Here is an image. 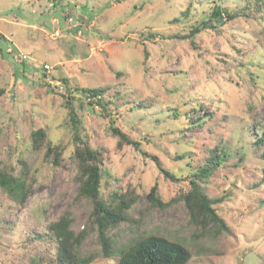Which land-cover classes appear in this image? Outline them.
<instances>
[{"label": "rangeland", "instance_id": "374dc122", "mask_svg": "<svg viewBox=\"0 0 264 264\" xmlns=\"http://www.w3.org/2000/svg\"><path fill=\"white\" fill-rule=\"evenodd\" d=\"M216 4L234 18L182 39ZM0 35V161L18 174L25 163L32 185L24 205L0 190V264H58L47 225L67 210L77 233L89 227L67 103L79 134L104 151L103 198L136 199L109 233L114 256L96 231L86 236L91 264H117L120 250L151 234L182 242L189 264H264V0H0ZM97 87L115 126L177 182L132 146L118 148L110 118L77 91ZM39 129L47 137L34 150ZM48 145L63 148L61 166L46 161ZM215 150L228 158L201 185L228 233L194 223L178 199ZM156 183L167 209L148 203Z\"/></svg>", "mask_w": 264, "mask_h": 264}, {"label": "trees", "instance_id": "16d2710c", "mask_svg": "<svg viewBox=\"0 0 264 264\" xmlns=\"http://www.w3.org/2000/svg\"><path fill=\"white\" fill-rule=\"evenodd\" d=\"M189 12L184 13L188 16ZM233 19L234 16L228 14L226 9L216 4L212 7L211 13L203 20L201 26L194 27L190 33L182 39L192 40L196 34L206 29H215L217 26H222L226 23L224 20ZM179 21V19H176ZM175 21V22H176ZM152 36V35H151ZM0 37H2L0 35ZM120 74V73H118ZM66 80L61 82L66 84ZM81 95H84L90 105H95L102 109L106 117L110 118L109 129L110 133L117 138V146L122 149L124 146H132L137 151L141 152L147 159L151 158L165 178L177 182L179 179L163 168L158 157L149 155L140 149V143L132 139L126 133L122 132L115 126L114 119L108 113V104L104 101V95L107 89L104 87L97 88H81L77 89ZM71 103H67L69 109V118L71 128L73 129V142L75 150L73 160L76 165L75 181L79 185L78 199L85 200L91 207L90 223L86 231L77 233L72 225L74 223L72 212L65 211L58 220L50 222L47 225L48 234L55 240L57 246V261L58 264H91L96 257L94 255H82L81 247L91 231H96L101 240L103 255L106 258H111L115 255L113 248V240L110 231L119 226L122 222L127 221V211L130 210L133 203L136 201L133 193L121 194L115 192L112 195L111 201L108 202L103 198V165L104 151H99L89 145V143L81 136L79 129V118ZM95 110V109H94ZM32 146L34 150H41L46 141V133L39 129L31 132ZM264 143V131L261 136H258L256 146ZM63 148L61 146L48 145L45 159L54 166L59 167L62 164ZM228 155L225 151H214L206 161L193 174L188 177V189L181 191L179 200L184 203L189 211L192 220L201 227H213L220 232H229L228 226L223 218L218 215L214 207L218 200L208 197L202 188L201 181L210 177L217 168L226 162ZM264 161V151L261 157ZM23 169L15 173L13 169L4 166L0 161V190L4 191L15 203L24 205L32 188V185L26 178L27 165L23 163ZM264 182V168L262 170ZM156 183L152 186L147 195V200L152 208L167 209L172 202H164L159 194V187ZM176 201V200H175ZM117 264H189L192 259V254L189 249L179 241L168 240L163 236L147 235L139 237L132 241L125 249L120 250Z\"/></svg>", "mask_w": 264, "mask_h": 264}, {"label": "built area", "instance_id": "2783aa9c", "mask_svg": "<svg viewBox=\"0 0 264 264\" xmlns=\"http://www.w3.org/2000/svg\"><path fill=\"white\" fill-rule=\"evenodd\" d=\"M45 68L49 69V67L46 65Z\"/></svg>", "mask_w": 264, "mask_h": 264}]
</instances>
